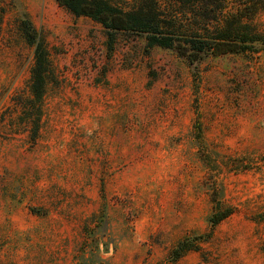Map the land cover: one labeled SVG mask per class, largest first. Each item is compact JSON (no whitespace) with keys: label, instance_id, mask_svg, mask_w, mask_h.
<instances>
[{"label":"rangeland","instance_id":"rangeland-1","mask_svg":"<svg viewBox=\"0 0 264 264\" xmlns=\"http://www.w3.org/2000/svg\"><path fill=\"white\" fill-rule=\"evenodd\" d=\"M23 19L50 71L34 141ZM212 199L232 209L213 227ZM0 264H264V51L108 52L54 0H0Z\"/></svg>","mask_w":264,"mask_h":264},{"label":"trees","instance_id":"trees-1","mask_svg":"<svg viewBox=\"0 0 264 264\" xmlns=\"http://www.w3.org/2000/svg\"><path fill=\"white\" fill-rule=\"evenodd\" d=\"M74 16H84L101 25L108 52L117 36L139 35L145 47H158L174 54L190 67L209 57L255 56L264 51V0H54ZM18 29L33 50L29 97L19 104L34 125V141L41 117V103L49 77L47 55L41 38L27 19ZM214 203L210 225L229 217L231 208ZM202 237H194V241ZM190 239L179 242L172 261L191 250Z\"/></svg>","mask_w":264,"mask_h":264}]
</instances>
